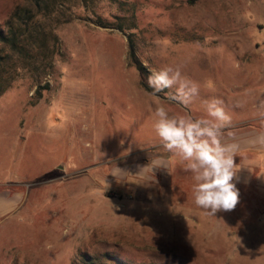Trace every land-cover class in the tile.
<instances>
[{
    "label": "rangeland",
    "instance_id": "1",
    "mask_svg": "<svg viewBox=\"0 0 264 264\" xmlns=\"http://www.w3.org/2000/svg\"><path fill=\"white\" fill-rule=\"evenodd\" d=\"M19 6L37 12L0 0V30ZM39 16L49 61L0 97V264H264V147L251 143L264 132V0H74ZM165 66L199 85L189 104L149 91ZM212 98L240 168L238 204L215 216L152 128L157 106L199 118Z\"/></svg>",
    "mask_w": 264,
    "mask_h": 264
},
{
    "label": "clouds",
    "instance_id": "2",
    "mask_svg": "<svg viewBox=\"0 0 264 264\" xmlns=\"http://www.w3.org/2000/svg\"><path fill=\"white\" fill-rule=\"evenodd\" d=\"M153 93L175 87L176 99L187 105L199 93V85L182 76L179 67L165 66L153 71L148 78ZM205 115L193 118L190 115H170L164 106L152 112V128L163 149L178 157L184 171L194 181L192 196L194 204L207 215L233 210L239 202V190L234 183L239 152L236 142L225 143V129L232 124V117L224 107L223 100L212 98L204 102ZM228 136L233 133L228 132ZM264 147V132L253 141Z\"/></svg>",
    "mask_w": 264,
    "mask_h": 264
},
{
    "label": "trees",
    "instance_id": "3",
    "mask_svg": "<svg viewBox=\"0 0 264 264\" xmlns=\"http://www.w3.org/2000/svg\"><path fill=\"white\" fill-rule=\"evenodd\" d=\"M33 1L37 12L19 6L7 22V31L0 30V97L20 78L24 70L39 65L40 56L49 61V56H46L45 53L49 50V40L39 15L43 17L55 16L59 9L65 7L67 3H73L74 0ZM116 25L109 26L100 22V26L103 28L125 29L123 25ZM130 58L132 64L142 72L146 71L136 56L133 42L130 45ZM47 61L44 62L47 63ZM149 91L153 92L152 89Z\"/></svg>",
    "mask_w": 264,
    "mask_h": 264
},
{
    "label": "crops",
    "instance_id": "4",
    "mask_svg": "<svg viewBox=\"0 0 264 264\" xmlns=\"http://www.w3.org/2000/svg\"><path fill=\"white\" fill-rule=\"evenodd\" d=\"M250 147H253V145H252V146H250V145H247V147H246V148H250Z\"/></svg>",
    "mask_w": 264,
    "mask_h": 264
}]
</instances>
